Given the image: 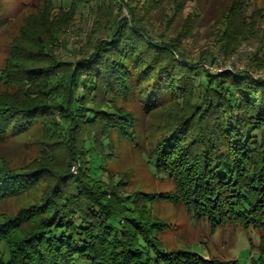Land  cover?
Instances as JSON below:
<instances>
[{"label": "trees", "instance_id": "obj_1", "mask_svg": "<svg viewBox=\"0 0 264 264\" xmlns=\"http://www.w3.org/2000/svg\"><path fill=\"white\" fill-rule=\"evenodd\" d=\"M38 1L44 22H29L27 39L14 42L0 71L3 84L18 94L0 93V142L40 126L61 147L47 151L46 164L20 171L0 163V210L49 184L41 199L15 214L0 212V245L8 253L0 264H241L169 247L162 239L168 224L151 204L182 205L214 230L264 229V77L250 69L216 70L219 59L211 54L187 57L188 24L174 37L153 36L148 16L163 0ZM183 3L174 0L172 15L161 21L165 31ZM80 9L94 19L93 37L86 51L78 49L79 59L65 61L57 46L68 48ZM249 10L248 2L232 0L217 19L219 54L261 40L264 32ZM146 115L160 117L148 130L141 123ZM115 136L173 189L127 191L107 166ZM250 263L264 264V235Z\"/></svg>", "mask_w": 264, "mask_h": 264}, {"label": "rangeland", "instance_id": "obj_2", "mask_svg": "<svg viewBox=\"0 0 264 264\" xmlns=\"http://www.w3.org/2000/svg\"><path fill=\"white\" fill-rule=\"evenodd\" d=\"M182 1H184L183 12L179 19L173 21V26L169 25L168 31H165L161 21L166 20L167 12L172 15L171 10L173 9L170 7L174 5V0H163L162 4L157 6L158 8L153 6L154 10L148 16L151 19L148 28L153 36L158 37L163 31L169 37H174L175 34L181 33L182 28L188 24L187 27L193 28L192 35L182 39V46L187 57L199 61L201 57H208L211 54L219 59L217 65L214 66L216 70L250 69L254 71L255 76L264 77V49L260 50L261 45L264 46V33L261 35V40L245 41L229 55L219 54L215 47L217 19L229 8L232 0ZM244 2L249 3V14L256 21L257 29L261 33L264 32V0H244ZM68 6L69 4H64L66 10ZM41 8L42 3L38 0H0V71L5 67L14 42L27 39L23 29L29 22L34 19L37 23L44 22ZM123 13L127 19L131 18L126 10ZM75 17L65 39L68 42V48H61V44L57 46L59 55L65 61H75L81 57L78 49L83 47L86 51L89 48L88 45L95 29L94 19L90 17L87 9H80ZM48 30V28L40 29L43 33ZM212 67L206 65V68ZM8 87L0 80V93L15 98L18 95L16 88ZM159 119L158 116L146 115L141 123L143 128L148 130L156 125ZM114 142L116 152L108 162V170L112 176L118 175L123 178L124 188L127 191L130 193L133 191L168 193L173 189V182L160 173L156 174L144 156L134 150L129 143H120L117 136L114 137ZM60 147L45 135L40 126H33L30 132L24 135L11 136L8 141L0 142V163H4L11 170L20 171L31 167L33 163L46 164L45 160L41 161V159L46 157L47 151L50 148L55 150ZM79 168L77 164L71 172L76 175ZM48 187V182L40 183L30 194H24L17 200L11 199L4 203L0 212L15 214L26 203L41 199ZM151 210L156 218L168 224L162 239L169 247L195 249L206 258L215 257L224 261L239 260L241 264H251L250 259L257 251L260 237L264 235V229L247 231L230 226L214 230L207 221L194 219L184 206L166 200H158L151 204ZM252 245L254 248L251 251ZM0 258H8L3 245H0Z\"/></svg>", "mask_w": 264, "mask_h": 264}]
</instances>
